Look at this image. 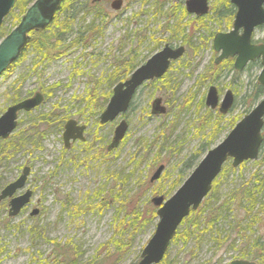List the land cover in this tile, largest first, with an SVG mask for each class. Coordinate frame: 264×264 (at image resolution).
Masks as SVG:
<instances>
[{
	"label": "rangeland",
	"instance_id": "374dc122",
	"mask_svg": "<svg viewBox=\"0 0 264 264\" xmlns=\"http://www.w3.org/2000/svg\"><path fill=\"white\" fill-rule=\"evenodd\" d=\"M219 2L220 0H210L211 4ZM107 4L108 9L111 10L109 3ZM184 9L181 4L172 0H125L121 10H111V15L102 25L101 34L92 39V50H89L93 53L91 58L81 55L80 49L77 48L74 53H71V50L65 52L62 57L41 61L35 59V54L30 49L21 62L13 65L1 76L0 115L7 106L13 104L15 99H23L40 87L49 89L48 101L31 116H22L25 122L31 117L39 118L41 114L52 112L57 107L58 111L78 110L81 101L92 89V80L98 76L108 75L116 66L121 53L120 43L127 36L128 30L134 31L148 27L143 30L147 35L146 45L140 50L146 58L153 54L154 47L164 45L166 42L176 44L182 41L187 42L190 52V55L183 60L185 63L174 67L170 74L172 91L169 94L171 96L169 108L172 114L168 118L161 119L146 117L145 112L142 111V107L146 106L142 102L148 101L152 93L146 90L137 99L139 108L132 109L128 114L131 121L130 130L125 141L117 149V157L113 165L109 163L100 165L99 160L95 161L92 158L93 151L88 155L82 146L72 149L68 157H65L62 153L63 142H61L60 132H55L54 126L47 128L48 133L43 147L37 151L30 150L32 154L30 160L34 167L32 172V184L35 186L34 201L40 199L39 207L42 208V212L37 217H31L28 212H25L12 219H7L5 214H0V242H2L0 264H63L64 260L74 261V259L81 264H92L90 259L94 260L96 256L97 259H104V262L96 264H113V259L107 257L106 243L115 235V229L111 223L117 204L110 203L102 212L96 207L93 212L83 210L82 215L77 214L78 212L74 210L75 205H82L83 208L86 206L84 203L86 200L92 203L97 202L96 199H87L88 197L85 199L86 192L92 189L98 190L103 187V184H106L109 190L114 185V179L110 175L119 172L130 173L134 157L141 161L143 157H146L135 175H142V178L148 177V180L156 171V168L149 166L152 159L157 155L163 159L165 171L157 183H153L155 187L168 189L172 184L182 179L184 181L188 177L194 168L184 170L183 166L188 160L193 159L189 157L190 155L198 153L201 142L208 135V132L203 130L204 125L200 123L202 114L194 107L187 108L185 105L187 92L192 90L195 82L206 80L213 83L215 81L221 95L227 88H233L237 105L229 118L237 117L235 120L238 121L256 106H250L249 94L260 68H253L252 71L236 78L229 64L225 67L214 66L210 38L218 29L212 21L197 22V19L187 14ZM13 13H17L14 8L3 22V25L9 29L16 27V18L12 16ZM70 13L71 15L74 13L71 25L73 31L79 28L83 30L90 25L91 16L83 17L82 13L76 12L75 9ZM95 23L101 24V21L95 20ZM172 26L178 29L177 33L170 30ZM263 35L264 28L257 31L254 37L257 39ZM130 43V40L123 42V48H129ZM35 61L38 63L36 68ZM76 70L80 73L75 75ZM177 87L179 88L175 91ZM26 126L27 124L24 128ZM230 129L231 126L226 128L228 132ZM89 131L91 133L98 131L97 135L101 137L99 146L110 139L113 132L105 128L99 130L95 123L90 124ZM164 133L165 136L171 137L166 145L172 148L173 152L171 149L167 153L164 150V154L160 152L162 148L159 142L153 148L154 150L149 151ZM224 134L225 132L215 144L223 139ZM13 141L4 144L0 142V186L11 181L22 167V163L29 157L27 151L31 149V145L26 143L25 155L17 151L16 143L14 144ZM203 156L200 155L198 159H194L193 166L197 165L199 159L204 158ZM256 167L252 161L243 167L235 168L230 173L227 171L216 186L217 190L211 198L212 203L221 202L223 196L232 187L248 181L257 170ZM262 170L263 168L260 173L258 172L260 175ZM134 179L135 176L129 180L128 188L133 187ZM174 191L176 192L177 189L175 188ZM66 194L72 198L69 205L66 202ZM148 196L153 197L151 192ZM262 197L261 199L264 200V195ZM155 228L156 225L152 224L138 232L132 248L118 264H136L140 252L153 236ZM180 229L183 235L186 230L185 225H182ZM256 230H258L256 235L261 234L264 240V226L260 225ZM69 241L72 242V246L63 247V244ZM236 241L237 245L243 242L240 238ZM201 243V246L196 247L194 246L196 242L193 240L188 243L190 244L188 246L183 244L182 240L172 243L166 253L165 264L187 262L188 264H223L221 258L224 256H226L224 264H229L228 262L235 258H242L237 249L225 251L226 246L220 249L217 242L208 235Z\"/></svg>",
	"mask_w": 264,
	"mask_h": 264
},
{
	"label": "flooded vegetation",
	"instance_id": "af4514ba",
	"mask_svg": "<svg viewBox=\"0 0 264 264\" xmlns=\"http://www.w3.org/2000/svg\"><path fill=\"white\" fill-rule=\"evenodd\" d=\"M90 1H91L92 5H94L96 3H101L100 4V10H101L100 12L101 13L97 17H95L94 13H85V12L81 11L82 15H83V17H86V18L88 16H91L92 18L90 19V22L93 18H95V20L101 21V24H99V25L102 26L104 24V21L111 15V10L115 11L111 8V3L114 0H109L105 3H102L101 0H90ZM172 1L179 4V5L181 4L183 6V8H185L184 9L185 12L187 14H189L190 16L193 15L197 19V22L203 23V21H207V20L214 22L215 27L218 29V31L215 32L214 35L212 34L213 37L210 38L212 41L211 47L213 49V55H214V59H213V65L214 66L216 65V67H225L226 64H229L230 70H231L233 76H235L236 78L239 77L243 73H247L249 71H252L253 68H260V72L262 71L263 68H262V63H261L262 59L261 58H257L255 60H249L243 68L238 69V68H236L237 54L235 56L229 55V56H226V58L220 59V56L222 55L223 50H218L215 48V36L218 33L225 34V33H228L234 29L233 23H234L235 18H236L235 15L237 12V5L231 3V1L228 0V2H229L228 6L230 8H226V7H223L222 3H220V2L211 4L210 0H208V7H209L208 12L205 14L199 15V14H196L193 12L190 13L188 11V7H187V1L188 0H172ZM107 3H109L111 10L108 9ZM124 3H125V0H124ZM121 9H119V10H121ZM218 9H220V13H217ZM116 11H118V10H116ZM224 13H226L225 14L226 17H222V14H224ZM228 22H231L230 26L227 25ZM147 28L148 27L145 26L144 28H138L137 30H134V31L128 30L127 36L125 38H123V40L119 46L121 48V51H120L121 53L119 54L117 62H116V63H118V65L115 64L116 66H119V69H120L118 78L116 80L112 81V77L110 76V73H108V75H102V76H98V78H94L91 82L92 89H90L87 92V95H86L85 99L81 101V105L78 108V110L75 109L74 111H72V110L67 109L66 111H58L59 109L56 106L57 108L53 109L52 112H49L46 114H41V116L39 118L35 117L33 119V117H31L29 120L24 122L22 120V118H23L22 116H28V115L31 116L32 114L37 112L40 108H42L45 105L46 101H48V97L46 96V94H47V92L49 93V89H46L44 87H40V88H38V90H35L33 94H30L29 96L24 97L23 99L22 98H19L17 100L15 99L13 101V104L20 103V102L24 101V99L32 98V97H34V95L37 92L42 93L43 97H44L43 101L39 105L35 106V108H33L29 111H26V110L17 111L18 112L17 118L15 119L16 125H15L14 129L12 130V132L10 133V135L8 137L3 138L0 136V142L2 144H4V143H8V142L14 140L13 142H14V144L16 143L15 147L17 149H19V147H21V146L26 145V143H27V144L31 145L30 150L37 151L38 148L43 147V142L46 139L47 133H48V131H46L47 128L54 126L55 127L54 131L57 133L60 132L61 142H63L62 153L65 157H68V154H69V152L72 151V149L82 146L83 150L88 155H90V152L93 151L92 158L95 161L99 160L101 162V163H99L100 165H102L103 163H109L110 165H113V163L115 162L116 157H117L116 156V154H117L116 152L118 151L117 149L125 141V138H126L128 132L130 130L131 121L128 118V114L132 111V109L139 108L137 106V103H136L137 99L139 97H141L142 94L146 90H150L152 92L151 96L148 98V101L142 102L146 106V107H142V111L145 112L146 117H148L149 119H153L154 117L161 119L164 117L168 118L172 114V111L169 108V105H170L169 98L171 97V96H169V94L172 91V89H171L172 82H171L170 74H171V71L174 69V67L181 65V64L183 65L185 63V61H183L184 58L187 57L188 55H190V52H189L188 47H187L188 43L182 41L179 44H176L174 42H166L164 45H161L159 47L156 46L153 49V51H154L153 54L150 55L149 58L144 57L143 53L140 50H141V48H143L146 45L145 38L147 37V35H145L143 30H145ZM262 28H264V25L256 27V29L252 35V37H253L252 43L254 45L264 44V42H263V40H264L263 36L264 35L260 38H257V39L254 37L256 35L257 31H259ZM101 30H102V28L96 32L90 33V35L88 34L83 39H79L78 41H77V32L79 30H74V31L68 33L67 36H69V39H67V42H69L70 44L73 43V44H71L73 46H71L70 48H67V49L64 48V50L54 51L51 54V57H53L52 59L62 57L65 54V52H67V51L69 52L72 50L71 53H74L77 48L80 49L81 55H84L87 58L88 57L91 58L93 53L90 52L89 50H92V46H93L92 39L95 38L97 35H100ZM170 30H172V32L177 33L178 29H175L172 26ZM241 33H242V29L239 30V34H241ZM31 38H32V36H31ZM128 40H130V42H131L130 47L127 49H124L122 44H123V42H126ZM166 48L170 49L171 51H176L178 49H182V53L177 58L170 59V61H169L170 64L168 66V69L162 74V76H154L150 79H145L141 82L140 86L137 87V89L133 93L131 101H130L129 105L127 106L128 108L124 112H122L121 115L117 116L115 119H111V121L102 122L101 115L106 110V106L110 101V98H111V95L113 94V89H114L115 85L120 84V83H125L128 80H130V78L132 76L131 74L134 71L138 70L141 66L147 64V62L151 59V57H153L156 54L161 53V51H163ZM194 54H196V53L194 52ZM124 63H128V64L134 66V68H132V70L130 71L129 74H127L128 68H126ZM260 72H259V74H260ZM78 73H80V71L76 70L75 75ZM258 77H259V75L255 78L256 80L253 83V86L251 88V92L249 94V101H251L250 95L253 92L252 90L254 89L255 84L258 83L262 86ZM210 83H211L210 81H206V80L205 81L199 80L198 82H195V85L193 86L192 90L190 92L188 91L187 95L185 97V105L187 106V108H189V107L193 108L194 107L196 110H198L202 114L201 115L202 121H200V123L204 125L203 130L207 131L208 135L201 142L200 149H199L198 153L189 156L190 158H193V159L188 160V162H186L184 164V166H183L184 170L190 169L188 166L190 164H192L193 162H195V160L198 159V156L207 154L211 148L215 147L216 145L219 144V142H221L223 139H225L229 133L226 130V128L231 126L230 130H232L238 124L239 120H241L244 117L243 116L238 121L235 120L237 117H235V118L230 117L229 118L231 112L234 111L233 109H235L236 105H237L236 94H235V91L233 90V88L232 89L227 88L225 93L223 95H221L219 92V89H218V85L215 84V81H213L214 84L213 83L210 84ZM212 87L215 88V90L218 94V102H217L218 104H217V107H215V108H212L210 105H208V103H206L207 97L209 95V90ZM125 88H126V86H125ZM178 88L179 87H177L176 89H178ZM230 91H231V95L233 98L232 99V105L228 108V110L226 112H221L220 108L222 107V104L224 103V99H225L227 93ZM156 100H160L159 105H161V107L165 108L163 113L154 112V109H155L154 103ZM257 103L255 105H257ZM13 104H11L9 106H13ZM9 106H7V107H9ZM170 107H171V105H170ZM122 120H125L127 123L128 130L126 132V135L118 147L110 149L109 147L113 141L112 139H113L114 134H115V130H116L115 128L121 123ZM71 121H74L75 123H71ZM232 122H234L235 124H233ZM91 123H95V125L97 126V128L99 130L103 129V128L109 129L110 131L113 130V132H111L112 133L111 138L102 142L101 143L102 145H100L101 147L99 146V144L101 142V137L99 135H97L98 131H95V133H91V131H89V126ZM25 124H27V126L24 128ZM263 130H264V128H263ZM263 130H262V133H263ZM68 132L72 133V137H70L69 139H68ZM224 132H225V134H224L225 136L223 137V139H221L217 144H215V142L221 137V134H223ZM165 135H166L165 133L160 135L159 139L155 142V144L152 145V147L150 149L152 150L153 148H155L157 143L159 142L158 144H160L159 146H161V148H162L160 152H162L164 154V150H165V153H167V152H170V149L173 152V149L166 145V142L171 137L170 136L167 137ZM263 135H264V133H263ZM37 143H40V144H39V146L35 147V144H37ZM262 151L264 152V144L262 145ZM172 152L170 153V156L172 155ZM102 158H103V161H102ZM257 160H260V159H257ZM257 160H252V161L255 162ZM261 160H264V159H261ZM199 161H200V159H199ZM252 161H245V162L241 163L240 167H243L245 164L252 162ZM227 163L228 164L230 163V165H232V159L227 161L225 164H227ZM99 164H97V165H99ZM198 164H199V162H198ZM160 165H162V164L157 165V167H159ZM21 166L22 167L18 171L17 175L11 181L6 182V184L3 186H0V196H1L3 190L6 189V186H8L9 184L17 182L19 179L22 178L25 171H27V174L25 175L26 178L23 181V184L16 189V191L12 194V196H7V198H0V214L1 213L5 214V217L7 219L8 218H10V219L17 218L20 214H24L25 212H28L29 216H31V217H37L40 215V212H42V208L39 207L40 199H39V201H36V202L34 201V199H35V197H34L35 196V186H33V184H32V182H33L32 172L34 169L32 162H29L27 164H26V162H23ZM157 167H156V169H157ZM195 167H194V169H195ZM234 168H236V167H234ZM164 171H165V164H164ZM96 173H97V170H96ZM163 173H162V175H163ZM157 180L155 182H151L149 179V181L152 184L157 183ZM28 193H29V201L20 207L18 214L12 215L10 213L11 212V209H10L11 208V202L15 199H18V198L23 199L22 197ZM65 196H67L66 202L69 205V201L72 202V198L70 197L69 194H66ZM71 206H72V204H71ZM190 215L192 216L193 214H190ZM188 217H190V216H188ZM184 220L180 224V227L182 225H185V227L187 226L186 225L187 223H184ZM205 237L202 238V241H203V239H205ZM186 239H187V237H186ZM186 239L185 240L184 239H178L176 241L171 240L170 244L172 245V243L177 242V241L181 242V240H182L183 244L188 246V245H190L188 243L191 240L195 241L193 239V237L189 238V240H186ZM171 245H170V247H171ZM1 246H2V242H0V248H1ZM194 246L196 247L199 245L196 243V244H194ZM224 246H226L225 251L233 250V249L228 250V245H224ZM220 249H222V248H220ZM192 252L190 254H192ZM140 254H139V259H140ZM195 257H193V259ZM225 257L226 256L221 258V263H223V264H224ZM241 257L242 258H235V260H244V261L248 260L251 262H255L256 264H262L264 262V260L260 261L259 258L253 259L252 256L244 255L242 253H241ZM165 258L167 259V255L164 257V259ZM235 260H231L228 263L231 264V262H233ZM162 261H160V263ZM184 264H188V262L184 263Z\"/></svg>",
	"mask_w": 264,
	"mask_h": 264
},
{
	"label": "water",
	"instance_id": "95a60500",
	"mask_svg": "<svg viewBox=\"0 0 264 264\" xmlns=\"http://www.w3.org/2000/svg\"><path fill=\"white\" fill-rule=\"evenodd\" d=\"M237 5L236 18L233 23L234 29L228 33H218L215 36V48L223 50L220 59L226 56L237 54L236 68H243L249 60L261 58L262 71L259 74V81L264 88V44L254 45L252 35L258 26L264 25V0H230ZM17 0H0V27L8 17L11 10L16 6ZM124 0H114L111 3L113 10L122 8ZM62 5V0H35L22 16L17 27L0 40V78L11 64L18 59L30 41L31 31L46 29L54 20L56 13ZM188 11L199 15L208 12V0H188ZM242 33L239 34V30ZM182 49L171 51L164 49L161 53L154 55L138 70L134 71L130 80L115 85L106 110L101 115L102 122L111 121L121 115L128 107L132 95L145 79L154 76H162L168 69L170 59L177 58ZM126 86V88H125ZM43 94L37 92L34 97L13 105L0 117V136L8 137L16 125L17 111H29L43 101ZM231 91L227 93L224 103L220 108L226 112L232 105ZM218 94L215 88L209 90L206 103L212 108L217 107ZM160 100L154 103L156 113H163L165 108L161 107ZM71 123H75L71 121ZM264 96L260 102L246 114L238 124L229 131L228 136L211 148L205 154L199 164L190 173L187 180L178 187L177 191L167 199L163 195H157L151 199L157 208V225L153 236L149 239L146 247L140 254L136 264H159L166 256L171 240L175 237L176 231L182 221L190 216L191 212L197 210L203 199L209 195L213 182L223 170V165L232 159V166L240 167L245 161L257 160L260 157L262 145L264 144ZM113 141L110 149L118 147L128 130L127 123L122 120L115 128ZM72 133L68 132V139ZM264 158V153H263ZM164 172V165L157 167L156 172L150 178L155 182ZM27 171L17 182L9 184L3 190L0 198L12 196L16 189L23 184ZM11 202V214L16 215L20 207L29 201V193ZM231 264H256L251 261L235 260Z\"/></svg>",
	"mask_w": 264,
	"mask_h": 264
},
{
	"label": "trees",
	"instance_id": "16d2710c",
	"mask_svg": "<svg viewBox=\"0 0 264 264\" xmlns=\"http://www.w3.org/2000/svg\"><path fill=\"white\" fill-rule=\"evenodd\" d=\"M34 0H17L16 6L14 8L17 11L16 14H12L16 18L15 26L20 22L23 14L30 7ZM105 3L109 0H101ZM223 7L230 8L228 6V0H220ZM100 4H91L90 0H62V5L59 9V16L57 15L51 26L42 31H32L30 36H32L30 42L27 44L26 49L19 57V60L12 64L13 65L22 61L30 49L33 50L36 60H48L53 58L51 54L54 51H60L70 48L71 44L67 42L69 36L68 33L72 32V22L74 20V13L71 15V10L75 9L78 13H94L97 17L101 12ZM79 9V10H77ZM107 9V8H106ZM82 11V12H81ZM220 13V9L217 10ZM226 13L222 14V17ZM231 22L227 25L230 26ZM14 28V27H13ZM13 28L5 27L2 25L0 27V40L8 35ZM102 26L95 23V18L90 22V25L85 27L83 30L79 28L77 32V41L83 39L85 36L92 32L100 30ZM87 32V33H86ZM264 42V40H263ZM127 70V74L130 73L133 65L124 63ZM118 65V63H117ZM38 63L34 62V67L36 68ZM10 67V69L12 68ZM119 66L114 67L110 72L112 81L116 80L119 76ZM250 95L251 101H249L250 106H254L259 102L260 98L264 95V89L260 84H255L254 89ZM50 93L47 92L48 97ZM235 124L234 122H232ZM149 151H152L151 149ZM148 151V153H149ZM147 153V154H148ZM146 157H143L145 161ZM140 159H133L131 162L132 170L130 173L125 174L123 172L112 173L110 175L113 178L112 187L107 190L106 184H103L98 190H95L92 197L87 199H96L97 202H84L85 207H81L82 210L92 211L97 207L99 211H104L110 203H116L117 208L111 223V226L115 229V235L107 241V257L112 258L113 264H118L121 260L125 258L132 248L133 240L137 236L136 234L140 231L146 229L149 225H156L157 213L156 208L151 202V198L148 194L152 193L153 197L159 195L168 196L172 195L178 188L180 182L172 184V186L167 188L155 187L149 180L148 177L142 178V175L136 176L135 173L138 171L141 163ZM163 159L159 155L152 159L149 166L156 168L157 165L161 164ZM256 165V169L251 175L248 181H244L242 184L232 187L222 198L219 203H212L211 198L213 193L216 192V186L219 183L222 176L225 175L227 171L229 173L234 171L235 168L230 164H225L222 172L220 173L218 179L213 182L212 192L205 199L201 207L197 211H193L190 217L184 220L187 223L186 230L182 235V230L179 228L176 232V236L172 241L178 239H187L193 237L198 245H202V238L208 235L212 240L217 242L219 248H224V245H228V250L237 249L238 252L252 256L253 259L259 258L260 261L264 260V240L261 234H257L258 227L264 226V200L262 196L264 195V160H257L253 162ZM244 165V164H243ZM196 166V165H195ZM193 164H190L189 168H194ZM263 168L261 175L259 174ZM259 172V173H258ZM142 173V172H140ZM135 176L134 185L130 189L128 185L129 180ZM179 176V175H178ZM150 179V178H149ZM178 185V186H177ZM177 186V187H176ZM77 214H80L78 209H74ZM182 236V237H181ZM240 238L243 241L240 245H236V239ZM62 246V243L60 244ZM59 245V246H60ZM64 246L69 248L72 246V242H65ZM92 264L102 263L104 259L91 258ZM166 258L160 263L165 264ZM63 264H81L74 259V261H65ZM135 264V263H132ZM184 264V263H183Z\"/></svg>",
	"mask_w": 264,
	"mask_h": 264
},
{
	"label": "bare ground",
	"instance_id": "6f19581e",
	"mask_svg": "<svg viewBox=\"0 0 264 264\" xmlns=\"http://www.w3.org/2000/svg\"><path fill=\"white\" fill-rule=\"evenodd\" d=\"M34 1H35V0H34ZM34 1H33V2H34ZM33 2H32V3H33ZM32 3H31V4H32ZM26 11H27V10H26ZM24 14H25V13H24ZM24 14H23V15H24ZM25 49H26V46H25ZM25 49H24V50H25ZM24 50L22 51V53L24 52ZM21 55H22V54H21ZM21 55H20V56H21ZM20 56H19V57H20ZM19 57H18V59H17L16 61H14L12 64L16 63V62L19 60ZM12 64H11L10 67H12ZM10 67H9L8 69H6V71H5L3 74H5L7 71H9ZM3 74H2V75H3ZM177 90H178V89H175V91H177ZM13 105H15V104H13ZM11 107H13V106H9V107H7L6 109H4L1 115H3V114H4L9 108H11ZM1 115H0V116H1ZM68 141H69V140H68ZM39 144H40V143L35 144V147L39 146ZM26 146H27V145H24V146L19 147V149H17V151H19V153H24V148H25ZM38 149H40V148H38ZM38 149H37V150H38ZM27 153L29 154V155H27V156H29V157H28L27 159H25V161H24V162H26V164L29 163V162H31V160H30V155H32V154H31L30 148L28 149ZM24 154H25V153H24ZM25 155H26V154H25ZM134 158H135V157H134ZM161 164L164 165V163H161ZM189 175H190V174H189ZM189 175H188V176H189ZM187 178H188V177H187ZM187 178H186L184 181H182L183 179L181 180V181H182V184L187 180ZM178 183H179V182H178ZM182 184H181V185H182ZM178 185H180V183H179ZM181 185H180V186H181ZM212 190H213V189L211 188V191H210L209 194H211ZM94 192H95V189H92V191H90V192L87 191V192H86V197H85V199H86L87 197H89V198L92 197ZM207 197H208V196H206L203 200L205 201V199H206ZM204 201H203V202H204ZM211 201H212V200H211ZM203 202H202L201 204H203ZM72 206H73V205H72ZM74 207L78 209L80 215L83 214L84 211L80 208V206H79L78 204L75 205ZM73 209H74V208H73ZM134 239H135V238H134ZM133 241H134V240H133ZM132 245H133V244H132ZM145 247H146V246H145ZM145 247H144V248H145ZM169 249H170V247H169ZM169 249L167 250V252L169 251ZM142 251H143V249H142ZM142 251H141L140 253H142Z\"/></svg>",
	"mask_w": 264,
	"mask_h": 264
}]
</instances>
